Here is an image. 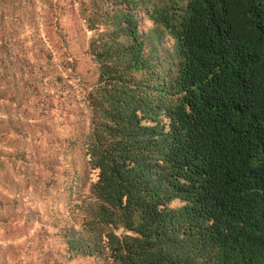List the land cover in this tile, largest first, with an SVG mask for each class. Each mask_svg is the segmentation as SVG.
I'll return each mask as SVG.
<instances>
[{
  "label": "trees",
  "instance_id": "16d2710c",
  "mask_svg": "<svg viewBox=\"0 0 264 264\" xmlns=\"http://www.w3.org/2000/svg\"><path fill=\"white\" fill-rule=\"evenodd\" d=\"M40 1L80 84L75 137L95 171L58 231L63 259L264 264V0ZM18 2L2 1L0 37ZM65 3L90 32V81L66 60ZM143 18L170 52L148 47Z\"/></svg>",
  "mask_w": 264,
  "mask_h": 264
},
{
  "label": "rangeland",
  "instance_id": "374dc122",
  "mask_svg": "<svg viewBox=\"0 0 264 264\" xmlns=\"http://www.w3.org/2000/svg\"><path fill=\"white\" fill-rule=\"evenodd\" d=\"M2 1L0 12H12ZM29 1L16 4L14 12L22 15L28 7L12 36L0 37V264H91L85 257L64 260L58 232L69 222L70 205L95 178L75 137L85 123L80 84L65 78L68 69L60 64L41 1ZM65 5L66 60L76 55L77 75L90 81L94 66L83 56L90 32ZM140 29L158 54L173 49V39L145 18Z\"/></svg>",
  "mask_w": 264,
  "mask_h": 264
}]
</instances>
